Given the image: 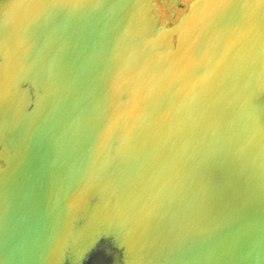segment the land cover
Segmentation results:
<instances>
[{
	"label": "water",
	"instance_id": "obj_1",
	"mask_svg": "<svg viewBox=\"0 0 264 264\" xmlns=\"http://www.w3.org/2000/svg\"><path fill=\"white\" fill-rule=\"evenodd\" d=\"M175 6L2 0L0 264H264V0Z\"/></svg>",
	"mask_w": 264,
	"mask_h": 264
},
{
	"label": "bare ground",
	"instance_id": "obj_2",
	"mask_svg": "<svg viewBox=\"0 0 264 264\" xmlns=\"http://www.w3.org/2000/svg\"><path fill=\"white\" fill-rule=\"evenodd\" d=\"M182 1H185V0H182ZM191 0H187L184 2V7L180 8H176L175 11H176V17L173 19V21H176L186 10V8L188 7L189 3H190ZM187 4V6H185ZM163 9H165L163 6H160V11H159V16L161 17L162 20H166V19H170L171 15L168 16L167 12L163 13ZM167 9V8H166Z\"/></svg>",
	"mask_w": 264,
	"mask_h": 264
},
{
	"label": "rangeland",
	"instance_id": "obj_3",
	"mask_svg": "<svg viewBox=\"0 0 264 264\" xmlns=\"http://www.w3.org/2000/svg\"><path fill=\"white\" fill-rule=\"evenodd\" d=\"M185 1H187V0H185ZM185 1H182V0H181V3H184ZM185 3H187V2H185ZM162 6L165 8V9H163V10H164L163 13L167 12L168 16H170L171 13L169 12L167 6H165V5H162ZM185 6H187V4H186ZM166 8H167V9H166ZM174 8L176 9V8H178V7L175 6ZM180 8H181V7H180Z\"/></svg>",
	"mask_w": 264,
	"mask_h": 264
},
{
	"label": "flooded vegetation",
	"instance_id": "obj_4",
	"mask_svg": "<svg viewBox=\"0 0 264 264\" xmlns=\"http://www.w3.org/2000/svg\"><path fill=\"white\" fill-rule=\"evenodd\" d=\"M2 0H0V7H1Z\"/></svg>",
	"mask_w": 264,
	"mask_h": 264
}]
</instances>
